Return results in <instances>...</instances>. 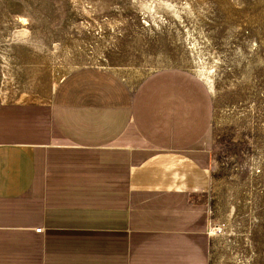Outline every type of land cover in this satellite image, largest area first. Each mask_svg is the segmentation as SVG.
<instances>
[{"label":"crops","instance_id":"0c3cea01","mask_svg":"<svg viewBox=\"0 0 264 264\" xmlns=\"http://www.w3.org/2000/svg\"><path fill=\"white\" fill-rule=\"evenodd\" d=\"M32 38L8 36L0 67V264H211L205 79L166 65L132 86Z\"/></svg>","mask_w":264,"mask_h":264},{"label":"rangeland","instance_id":"374dc122","mask_svg":"<svg viewBox=\"0 0 264 264\" xmlns=\"http://www.w3.org/2000/svg\"><path fill=\"white\" fill-rule=\"evenodd\" d=\"M19 34L125 79L159 62L199 73L215 104L211 264H264V0H0V67Z\"/></svg>","mask_w":264,"mask_h":264},{"label":"bare ground","instance_id":"6f19581e","mask_svg":"<svg viewBox=\"0 0 264 264\" xmlns=\"http://www.w3.org/2000/svg\"><path fill=\"white\" fill-rule=\"evenodd\" d=\"M21 21L24 23V24H26L27 23V20H26V18H22L21 19ZM160 64H159V66L158 67H161V66H163L164 65V62H159ZM138 73V78H136L135 79V77H131V76H128L127 78H126V80L128 81V83H130L132 86L140 79V78H142L145 74H147V72H142V71H138L137 72ZM126 77V76H125Z\"/></svg>","mask_w":264,"mask_h":264},{"label":"built area","instance_id":"2783aa9c","mask_svg":"<svg viewBox=\"0 0 264 264\" xmlns=\"http://www.w3.org/2000/svg\"><path fill=\"white\" fill-rule=\"evenodd\" d=\"M39 229H41V227Z\"/></svg>","mask_w":264,"mask_h":264}]
</instances>
